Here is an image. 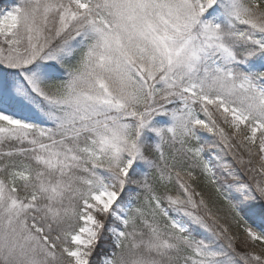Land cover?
<instances>
[{
	"label": "snow or ice",
	"instance_id": "1",
	"mask_svg": "<svg viewBox=\"0 0 264 264\" xmlns=\"http://www.w3.org/2000/svg\"><path fill=\"white\" fill-rule=\"evenodd\" d=\"M0 264H264V0L0 7Z\"/></svg>",
	"mask_w": 264,
	"mask_h": 264
},
{
	"label": "rangeland",
	"instance_id": "2",
	"mask_svg": "<svg viewBox=\"0 0 264 264\" xmlns=\"http://www.w3.org/2000/svg\"><path fill=\"white\" fill-rule=\"evenodd\" d=\"M11 3V0H0V7L8 5Z\"/></svg>",
	"mask_w": 264,
	"mask_h": 264
}]
</instances>
